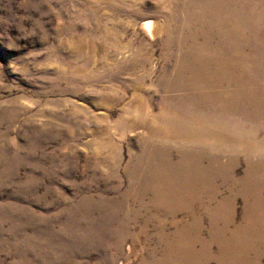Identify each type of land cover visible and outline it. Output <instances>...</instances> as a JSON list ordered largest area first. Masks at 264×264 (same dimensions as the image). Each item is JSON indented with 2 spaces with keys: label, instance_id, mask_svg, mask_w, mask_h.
Here are the masks:
<instances>
[{
  "label": "rangeland",
  "instance_id": "obj_1",
  "mask_svg": "<svg viewBox=\"0 0 264 264\" xmlns=\"http://www.w3.org/2000/svg\"><path fill=\"white\" fill-rule=\"evenodd\" d=\"M179 1L0 0V264H139L149 249L159 252L160 225L171 232L173 221H190L187 213L170 217L148 197L140 204L128 198L122 211L110 213L129 189V165L140 154L152 157L142 151L145 139L169 143L189 135L184 146L197 145L198 133L157 120L164 108L186 117L187 127L218 130L224 140L264 142V117L249 115L250 106L178 105L171 97L180 92L158 87L174 64L163 59L159 41L165 25L182 16L175 9ZM244 1L249 19L238 30V46L250 62L251 45L264 47L258 37L264 34V0ZM258 73L264 77V67ZM246 91L252 88L237 92ZM170 155L173 162L181 158ZM231 156L244 159L239 175L247 167L264 169L254 162L261 155ZM152 167L148 161L143 169ZM242 205L237 198L236 223ZM125 229L145 231L150 239L128 235L118 247L116 231ZM197 248L184 249L183 258L194 261Z\"/></svg>",
  "mask_w": 264,
  "mask_h": 264
},
{
  "label": "bare ground",
  "instance_id": "obj_2",
  "mask_svg": "<svg viewBox=\"0 0 264 264\" xmlns=\"http://www.w3.org/2000/svg\"><path fill=\"white\" fill-rule=\"evenodd\" d=\"M246 7L244 0L179 1L175 9L182 16L172 18V22L165 25V39L159 41L166 51L163 59L174 60V64L165 68L172 73L164 71V76L157 81L158 87L181 93L171 97L174 104L211 103L237 110L243 103L250 106L249 115L264 117V113H258L264 110V77L258 73L264 67V47L253 43L248 57L250 62H244L245 57L239 50L244 47L238 46V30L248 24ZM151 27L152 21L148 20L145 29L149 34ZM258 37L263 40L264 34ZM249 72L254 75H248ZM250 87L252 91L237 92ZM220 89L229 91L221 93ZM235 89L238 90L229 93ZM164 110L157 114V120L175 125L180 132L198 133L197 145L192 143L195 147L191 150L184 146L190 144L189 135L170 138L169 143L157 142L161 137L145 139L142 151L145 148L152 157L140 154L129 165L126 174L130 180L129 189L132 191L133 185L136 187L133 196L129 189L122 192L117 204H112L110 214L116 216L118 210L122 211L128 198L140 204L141 199L148 197L151 207L162 209L170 217L184 211L190 221H171L175 227L171 232L166 231L165 223L159 224L155 238L161 249L159 252L149 249L139 264H263L264 169L247 167L239 175L236 167L241 161L244 163V159L239 160L231 154L239 151L246 157L252 155V159L261 155L254 162L264 163V142L237 144L224 140L218 130L210 131L196 125L187 127L183 123L186 117L170 113L167 108ZM174 152L181 154V158L173 162L170 154ZM148 161L153 167L144 168L145 171L143 166ZM237 198H241L243 204L240 223L235 221ZM195 203L198 206L193 205ZM203 220L207 221L206 227ZM204 230L207 237L202 236ZM140 234L150 239L145 231H116L118 247L128 235L137 238ZM195 246L199 253L194 261L185 259L188 256L183 250Z\"/></svg>",
  "mask_w": 264,
  "mask_h": 264
}]
</instances>
